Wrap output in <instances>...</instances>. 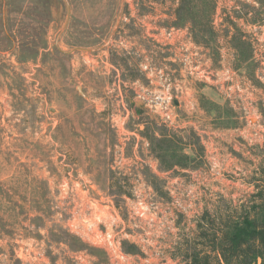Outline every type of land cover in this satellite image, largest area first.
Segmentation results:
<instances>
[{
	"label": "rangeland",
	"instance_id": "rangeland-1",
	"mask_svg": "<svg viewBox=\"0 0 264 264\" xmlns=\"http://www.w3.org/2000/svg\"><path fill=\"white\" fill-rule=\"evenodd\" d=\"M262 170L264 0H0V264H185Z\"/></svg>",
	"mask_w": 264,
	"mask_h": 264
},
{
	"label": "trees",
	"instance_id": "trees-1",
	"mask_svg": "<svg viewBox=\"0 0 264 264\" xmlns=\"http://www.w3.org/2000/svg\"><path fill=\"white\" fill-rule=\"evenodd\" d=\"M256 175L255 190L245 201L205 210L185 250L176 249L181 254L172 258L182 257L185 264H264V170Z\"/></svg>",
	"mask_w": 264,
	"mask_h": 264
}]
</instances>
